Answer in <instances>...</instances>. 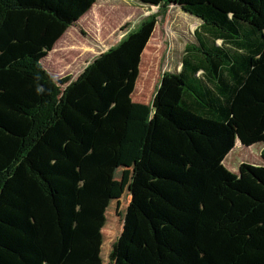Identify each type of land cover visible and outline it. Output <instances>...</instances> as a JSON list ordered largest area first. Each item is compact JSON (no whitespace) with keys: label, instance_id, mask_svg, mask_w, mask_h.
Listing matches in <instances>:
<instances>
[{"label":"trees","instance_id":"obj_1","mask_svg":"<svg viewBox=\"0 0 264 264\" xmlns=\"http://www.w3.org/2000/svg\"><path fill=\"white\" fill-rule=\"evenodd\" d=\"M97 1L0 0V264H103L108 244L109 264H264V147L224 166L264 144V0H134L158 12L57 78L56 43ZM173 5L202 24L144 127L142 55Z\"/></svg>","mask_w":264,"mask_h":264},{"label":"rangeland","instance_id":"obj_2","mask_svg":"<svg viewBox=\"0 0 264 264\" xmlns=\"http://www.w3.org/2000/svg\"><path fill=\"white\" fill-rule=\"evenodd\" d=\"M95 5V10L86 14L76 26L70 27L54 47V49L57 48L58 50L54 58H64L65 60L63 59V63L68 64L66 66L72 65V67L85 69V67L94 61L102 52L116 46L121 38L137 29L141 22L149 15L158 12L157 7L145 6L134 0H98ZM158 21L148 46L142 55V68L140 65V75L142 76L141 78L139 76L136 83V86L138 84V90L134 96V99L139 103L138 108L141 114H145L143 118L146 121L151 113V101L156 89L160 85L162 75L167 71L175 72L177 70L182 62L186 45L195 42L194 32L196 29L200 28L202 24L199 19L184 13L176 6H171L166 17H159ZM71 47L72 49L67 51V49ZM42 65L45 68L43 63ZM45 69L47 70V68ZM64 73L65 72H63V74ZM146 74H149V76H146ZM59 78H61V76H59ZM134 120L132 121L130 119L129 122L133 123ZM146 121H144V127L147 125L148 121ZM143 137H130L124 142L125 144L128 142V144L137 145L133 158L129 161L125 160V165L123 166L128 170L129 178H127V180H131L132 178L135 167L133 162L135 161L136 163L140 157L142 148L139 149L138 144L142 146ZM263 147V143H256L251 146V148L249 147L250 149H246L245 147L241 150L238 149L232 155L227 156L224 161V166L229 171H231V167H234L235 169L233 170H236L238 165H231V163L233 160H236L237 154L242 155V160L239 161V164L247 163L253 166L262 165L263 160L261 158V152ZM129 183L130 182H127L125 186L126 194L123 200H121L120 210L116 212L115 217L107 218L110 219V221L107 220L105 226H109V222L114 221L118 225V229L122 227L126 211L124 203L127 205L131 197ZM116 199H118V197ZM116 208L117 206L115 207V211ZM109 231L110 230L107 228L105 232H103V235L109 236ZM119 235L120 234L117 233V236L113 240L114 242ZM109 248L110 245H106L102 258L103 264H109Z\"/></svg>","mask_w":264,"mask_h":264},{"label":"crops","instance_id":"obj_3","mask_svg":"<svg viewBox=\"0 0 264 264\" xmlns=\"http://www.w3.org/2000/svg\"><path fill=\"white\" fill-rule=\"evenodd\" d=\"M97 3V2H96ZM95 3V4H96ZM95 6V5H94ZM93 6V7H94ZM93 7L91 8V10L90 11H92V9H93ZM89 11V12H90ZM88 12V13H89ZM87 13V14H88ZM82 20V19H81ZM125 37V36H124ZM122 40V38L120 39V41ZM57 44V43H56ZM148 46V45H147ZM105 52V51H104ZM103 53V52H102ZM101 53V54H102ZM100 54V55H101ZM181 67H182V64L180 63V65H179V67L177 68V70L176 71H180L181 70ZM62 69V68H61ZM84 69H80V68H76V67H71L70 69H66V70H64V71H62L61 72V74L60 75H58V74H55L54 73V71L52 72L55 76H57V78H59V76H61V78H63V77H65V76H70V77H72V79L74 80V79H76V78H78V76L82 73V71H83ZM168 70V69H167ZM63 72H65L64 74H63ZM168 72V71H167ZM150 117H151V115L149 114V118H148V120L150 119ZM135 119V116L132 118V121ZM147 119V118H146ZM147 120V121H148ZM146 121V120H145ZM146 121V122H147ZM133 124V123H132ZM130 131V133H131V135L130 136H127L128 138H130V137H134V136H132V134H133V132H134V126L133 125H131L130 127H129V121H128V127H127V133L126 134H128V132ZM128 138H126V139H128ZM242 163H240V164H238V167H236V170H233V169H235L234 167H231V171L233 172V173H235V174H238L239 173V167H240V165H241ZM125 206H126V204H125Z\"/></svg>","mask_w":264,"mask_h":264},{"label":"water","instance_id":"obj_4","mask_svg":"<svg viewBox=\"0 0 264 264\" xmlns=\"http://www.w3.org/2000/svg\"><path fill=\"white\" fill-rule=\"evenodd\" d=\"M173 6H176V5H173ZM180 8V7H179Z\"/></svg>","mask_w":264,"mask_h":264}]
</instances>
